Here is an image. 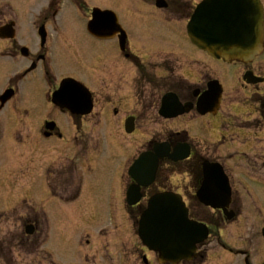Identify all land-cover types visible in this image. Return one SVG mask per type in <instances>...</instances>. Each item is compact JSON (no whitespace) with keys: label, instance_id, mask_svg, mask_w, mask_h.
I'll return each mask as SVG.
<instances>
[{"label":"flooded vegetation","instance_id":"1","mask_svg":"<svg viewBox=\"0 0 264 264\" xmlns=\"http://www.w3.org/2000/svg\"><path fill=\"white\" fill-rule=\"evenodd\" d=\"M166 2L168 5L162 10L175 13L184 10L186 3L185 0H166ZM155 4L156 2L151 5L158 9ZM95 8L107 9L101 5H93L89 0H0V28L12 24L18 35L21 13L29 15V22L26 24L28 30L33 32V39L29 41L32 42V46L28 43L21 44V40L17 38L11 40L0 37V130L3 133L0 138L4 137L5 132L9 133L12 122H18L20 126L27 128L29 132L26 134L27 139L32 132L34 137L37 135L38 140L42 138L41 141L64 140L65 137L60 128L69 125L75 129L72 142L80 146L86 144L85 151H88L87 145L92 137L91 128L107 122L109 114L113 111L114 117L119 122L118 128L122 129L127 137L136 138L133 144L134 151H137L136 143L141 138H144V143L147 144L145 150L136 154L133 162L143 153L154 152L159 144H167L171 153H175L176 148L183 144L187 145L189 150L187 159L180 162L170 159L161 160L154 182L146 188H141L144 195L142 203L157 192L175 191L164 186L165 184H159L164 168L170 171L171 176H187L197 190L202 180V163L206 160L218 162L229 179L231 188L229 210L237 214L235 220H228L227 215L221 210L211 211L210 218L207 214L206 216L196 215V209L189 203L187 195L177 192H180L188 203L191 217L207 225L210 237L206 244L213 236L215 238L219 236L222 240L224 226L232 225L241 216L240 206L244 204L241 191H249L242 177L238 179V182L233 173L237 168L232 170L229 160L236 157L257 158L256 149L249 151L250 143L256 141V147L264 144V60L259 56L247 63L237 61L227 63L205 53L190 39H187L189 44L184 46L185 49L177 51V55L173 54L176 50L166 49V45H163L161 40L152 44H137L128 35V39L122 44L118 38L98 39L87 32V23L91 20ZM71 15L76 22L81 15L87 21L84 31L86 37L77 36V23L74 22V26L69 24L73 18ZM41 29L47 33L44 43L39 36ZM80 42H87L85 46L90 48V52L87 47L82 49L79 46ZM176 42L179 43L178 39ZM112 43H114L112 47L108 45ZM94 44L105 45V49H102L104 51L101 52L102 56L93 55L99 52ZM25 47L29 49L27 55H23L22 52ZM78 47L81 48L80 52ZM177 47L180 48L183 45L180 44ZM80 55L84 58L89 55L85 58L89 59L90 64L89 71H85L84 79L77 76L78 61L84 62ZM205 58L214 62L215 66L205 63ZM85 68L87 66L84 64ZM246 74H251L252 80L260 78L262 81L257 85L248 83L245 80ZM64 79L77 80L88 89L85 91V97L88 101L90 100L87 108L91 111L87 109L88 113L78 114L54 101V94ZM214 81L222 90L220 105L214 112L200 114L196 104L208 90L209 84ZM9 90H13L14 95L4 103L3 98ZM166 95H171L172 98L166 106L169 115L174 111V99L183 105V109H187L189 104L194 106L188 113L167 117L161 113ZM19 96L20 102L14 103ZM19 113L21 118H17ZM49 125H54V129H47ZM127 125L130 131L126 129ZM88 128L91 132L86 131ZM7 137L13 139L12 133ZM236 140L247 141V151L234 148L229 151L231 142ZM211 142L216 144L215 159L203 156L196 147V143ZM225 144L230 152L226 155L221 150V146ZM71 163L74 165L73 162ZM256 167L255 163L253 168L249 164L247 167L240 165L238 168L241 173L239 174L245 176L248 174L249 178L257 182L256 185H260L259 171ZM131 177L128 168L121 199L126 215L135 220L139 217L143 204L136 206L127 204V190L136 183ZM157 186L159 188H156ZM153 189L158 190L153 192ZM72 191L71 202L80 198L82 186L76 185ZM255 202L257 200L252 201L251 205ZM33 210L35 213L26 216L22 224L24 228L32 224L35 232L28 236L23 234V236L29 239L32 237V244L40 248L44 237L41 233L43 232L41 223L43 214L41 210L36 208ZM107 233L106 230L100 232L102 242L95 248L96 251L102 252V258L113 260ZM135 234L134 239L138 237L137 230ZM134 239L130 237V241ZM138 239L133 243H130L129 239L118 240L116 242V249L120 252L118 258L130 259V264H156L157 255L145 248ZM86 242L91 247L90 241ZM206 244L199 247L192 261L181 264H199L206 261L207 250H203ZM93 249L92 247V249L83 250L81 259L84 263L96 261L94 259L97 257L96 253L90 254ZM45 253L48 252H43ZM48 255L52 261V256ZM45 260L47 259L44 256L43 264ZM52 264H56L54 260Z\"/></svg>","mask_w":264,"mask_h":264},{"label":"rangeland","instance_id":"2","mask_svg":"<svg viewBox=\"0 0 264 264\" xmlns=\"http://www.w3.org/2000/svg\"><path fill=\"white\" fill-rule=\"evenodd\" d=\"M89 1L93 5L97 4L114 10L121 24L129 32L130 39L136 41L137 44H152L161 40L163 45H166V49L176 50L173 53L175 55L178 54V50L185 49L184 46L189 44L186 37V24L196 5L202 2V0H185L184 10L175 13L153 7L151 4H154L156 0ZM19 19L20 33L17 39L21 40V44L28 43L32 46V42L29 41L33 39V32L28 30L26 24L29 22V15L20 13ZM72 19L69 24L74 26V22L77 23V36L86 37L84 31L87 21L82 15L77 22L74 16ZM176 39L183 47H177L180 44L176 42ZM85 45L87 42L79 44L82 49L87 47ZM94 45L100 53L92 51L93 55L102 56L101 52L104 51L102 49H105V45ZM108 45L112 47L114 43ZM81 48L78 47L79 52ZM87 50L90 52V48ZM79 57L84 62L78 61L77 76L84 79L85 71H89L90 63L89 59L86 60L82 55ZM204 60L210 66H215L214 62L208 58ZM84 64L87 66L85 69ZM19 99L20 96L15 99L14 103L20 102ZM20 116L19 113L17 118H21ZM11 127L12 132L9 128V133L5 132L4 137L0 138V245H4L5 248L11 246V251L7 250L6 253H8L5 254L9 260L8 264H43L44 256L47 259L44 264H52L53 260L56 264H86L82 261L81 255L83 250L92 249V247L94 249L90 251V254L96 253L97 257L94 258L96 261L91 260L87 264H130V259L118 258L120 252L116 249V242L129 239V242L133 243L138 239H134L135 224L132 218L126 215L121 198L126 170L132 165L138 153L146 149L147 144L144 143V138L138 140L136 144L140 147L135 145L138 149L134 151L133 144L136 138L127 137L123 130L118 128L120 127L119 122L114 117L113 111L109 114L107 122L91 128L92 137L87 145L88 151H85L86 144L80 146L72 142L75 129L69 125L60 128L64 134V140L45 139V141H41L42 138L38 140L37 135L34 137L32 132L30 138L27 139L26 134L29 133L27 128L20 126L18 122H12ZM86 131L89 132L90 128ZM11 133L13 139L7 137ZM1 134L3 133L0 130V136ZM246 142L237 140L231 142L229 151L233 148L247 151ZM196 147L203 156L215 159L214 156L217 154L215 142L196 143ZM255 149L257 158L240 159L236 157L237 159L229 160L231 169L237 168L233 171L235 177L237 180L242 177L249 191H241L242 203H244L240 206L241 216L232 225L224 226L222 240L219 236L210 238L203 249L207 250V259L199 264H246L245 256L247 255L251 264L264 263V238L262 236L264 144L256 147V141H252L249 151ZM221 150L225 152V155L230 153L226 149V144L221 146ZM254 163L259 171L260 185H256L257 182L249 178L248 174V177L239 174L241 173L238 168L240 165L247 167L249 164L253 168ZM171 175L170 171L164 168L159 184H165L166 187L185 193L196 211L201 215L207 214L210 218L211 210L202 206L196 199V189L190 178ZM81 176L83 178L82 193L76 201H63L50 195L47 184L57 196L70 199L76 184L80 185ZM154 190L158 189L152 191ZM254 200L257 202L251 205ZM142 204L145 206L146 200ZM33 207L39 211H45L48 216L49 231L47 222L44 223L43 219L41 222L43 232L41 233L44 236L43 242L47 240L48 235L49 239L46 245L42 242L40 248L32 244V237L29 239L23 236L22 220L26 219L30 213H35ZM103 229L108 232L113 260L102 258V252L96 251L95 248L102 242L100 232ZM130 237L134 240L130 241ZM86 241H90L91 247L86 244ZM43 252L50 253L53 260L50 261L48 253L43 254ZM0 264H6L1 253ZM156 264H159L158 260Z\"/></svg>","mask_w":264,"mask_h":264},{"label":"water","instance_id":"3","mask_svg":"<svg viewBox=\"0 0 264 264\" xmlns=\"http://www.w3.org/2000/svg\"><path fill=\"white\" fill-rule=\"evenodd\" d=\"M158 7H167L164 0H158ZM188 25V34L192 42L210 55L228 62L253 59L262 51L264 45V9L260 0H203ZM93 20L88 25L89 31L99 38H111L121 32L120 40L124 44L127 35L118 23L117 16L111 11L95 9ZM109 29V31H107ZM5 37H14L15 31L9 26L3 29ZM25 50V49H24ZM248 82L249 77L247 76ZM85 90L73 80H64L56 94V102L67 103L66 96H77V107L83 104ZM221 90L213 86L209 93L200 99L202 114L216 109L221 97ZM65 101H63V100ZM172 100L165 97V116L175 117L190 111L192 106L183 109L174 99V111L167 114L166 106ZM214 104V105H213ZM72 111L87 113L88 110ZM173 115V116H172ZM129 130V129H128ZM130 131V130H129ZM179 148L176 154L169 155V146L158 145L155 152L141 155L132 167L130 174L137 181L128 191V203L134 205L141 200L142 186L150 185L156 175L160 159L169 157L175 161L187 157V147ZM205 182L198 192L199 199L214 208H227L231 195L227 178L216 165L204 164ZM230 218L233 217L229 216ZM34 232L33 226L27 227V234ZM209 234L205 225L189 219V213L180 196L173 193H162L152 197L148 208L139 222V236L144 245L159 254L162 264H179L190 260L195 255L198 245L203 243Z\"/></svg>","mask_w":264,"mask_h":264}]
</instances>
